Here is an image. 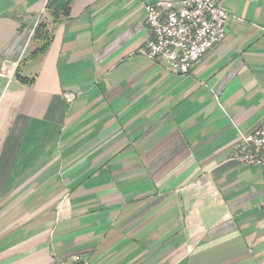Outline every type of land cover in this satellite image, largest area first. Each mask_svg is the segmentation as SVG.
I'll return each mask as SVG.
<instances>
[{
  "label": "crops",
  "instance_id": "crops-1",
  "mask_svg": "<svg viewBox=\"0 0 264 264\" xmlns=\"http://www.w3.org/2000/svg\"><path fill=\"white\" fill-rule=\"evenodd\" d=\"M47 1L0 0V264H264L263 173L230 159L264 124V0H224L184 75L140 53L159 0Z\"/></svg>",
  "mask_w": 264,
  "mask_h": 264
},
{
  "label": "built area",
  "instance_id": "built-area-1",
  "mask_svg": "<svg viewBox=\"0 0 264 264\" xmlns=\"http://www.w3.org/2000/svg\"><path fill=\"white\" fill-rule=\"evenodd\" d=\"M224 0H159L144 6L150 37L140 49L150 59H165L174 75L189 74L205 53L226 34L230 14ZM7 72L0 71V76ZM230 159L257 166L264 177V124L241 134L233 143ZM56 264H90L83 254L57 259Z\"/></svg>",
  "mask_w": 264,
  "mask_h": 264
},
{
  "label": "trees",
  "instance_id": "trees-1",
  "mask_svg": "<svg viewBox=\"0 0 264 264\" xmlns=\"http://www.w3.org/2000/svg\"><path fill=\"white\" fill-rule=\"evenodd\" d=\"M72 1L73 0L47 1L46 15L51 18L53 24L59 22L62 18L68 15ZM35 38L40 42V45L32 55L39 56L45 52L51 41V34L46 23L40 22L37 25L35 28Z\"/></svg>",
  "mask_w": 264,
  "mask_h": 264
}]
</instances>
